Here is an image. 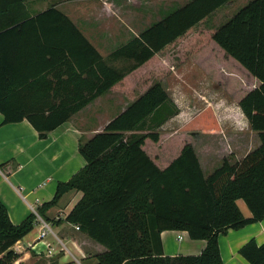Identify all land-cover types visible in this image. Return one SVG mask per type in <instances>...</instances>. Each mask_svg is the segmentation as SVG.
I'll return each instance as SVG.
<instances>
[{
	"label": "trees",
	"instance_id": "trees-1",
	"mask_svg": "<svg viewBox=\"0 0 264 264\" xmlns=\"http://www.w3.org/2000/svg\"><path fill=\"white\" fill-rule=\"evenodd\" d=\"M230 1L187 0L106 56L67 16L47 9L44 14L63 17L69 40L37 49L35 59L44 67L24 78L18 68L0 59V125L26 119L38 137L45 138L97 97L122 88L127 77ZM208 32L212 44L243 75L246 71L260 81L238 101L250 128L258 132L260 145L239 160L224 158L209 174L190 140L176 155L158 162L145 144L159 141V129L179 108L161 81L144 86L101 130L79 140L84 166L59 182L53 198L36 208L47 221L45 212L64 194L81 192L65 220L104 246L93 256L94 264H224L219 234L264 217V0H248L226 23ZM219 127L210 106L185 125L193 136ZM16 166L10 160L1 163L0 170L9 175ZM238 199L244 201L250 217L242 214ZM35 220L32 212L14 224L0 200V264H14L19 253L13 246L33 229ZM164 230L186 231L206 244L196 255H165L160 235ZM238 253L249 264H264V243L249 239Z\"/></svg>",
	"mask_w": 264,
	"mask_h": 264
},
{
	"label": "crops",
	"instance_id": "crops-1",
	"mask_svg": "<svg viewBox=\"0 0 264 264\" xmlns=\"http://www.w3.org/2000/svg\"><path fill=\"white\" fill-rule=\"evenodd\" d=\"M134 2L135 0L131 1V6H134ZM50 8L57 9L67 16L101 54L106 49L110 51L117 43L126 41L129 32L137 34L150 24L142 25L138 32L132 30L125 15L132 13V10L128 3L123 5L122 0L100 3L96 0H0V59L10 67L18 68L15 70L22 78L44 67V63L35 59L37 49H46L49 42L64 43L65 40H69V29L67 25L65 29L63 17L57 13L44 14ZM38 16L41 17L37 18ZM105 20L114 22L113 31L110 30L111 25L109 27L104 23ZM17 21L21 22H18L17 27H13ZM244 72V81L240 84L241 96L236 102L240 122H232L230 125L231 130L241 137V142L236 146L222 147V156H220V148H217V152L214 147H208L207 150L211 152L210 149L213 148L214 153L209 158L212 168L207 173L218 166L224 158H229L231 161L239 160L260 145L258 132L250 128L247 118L238 105L239 99L252 88L258 87L260 81ZM105 94L103 95L106 98L113 94L121 97L114 89ZM103 95L48 132L42 139L26 119L0 125V164L10 160L17 163L16 168L9 175L0 170V200L6 206L10 220L14 224L20 223L30 213H34L42 203L50 201L55 194L57 184L65 182L84 166L85 161L78 152L79 140H83L84 137L89 138L102 128L83 126L84 122L82 123L80 114L102 100ZM127 105L128 101H124L120 109L123 110ZM95 116L97 119L100 117L98 114ZM2 120L3 114L0 112V123ZM199 162L206 173L200 159ZM81 195V192L75 190L67 192L56 205L45 212V217L54 233L62 241L67 242V246L74 251L75 256H79L81 264H83L82 260L87 264H94L93 256L103 252L104 246L93 241L75 229L74 224L65 220ZM237 205L245 217L251 216L242 199L237 200ZM38 233L39 224L35 222L33 229L18 241L24 248L17 251L19 256L14 264L71 262L63 252L47 255L44 245L37 239ZM160 235L163 252L169 256L196 255L206 244L205 240L190 238L186 231L164 230ZM47 239L55 244L52 235H48ZM249 239H254L257 244L264 243V217L237 229L229 228L219 234L218 245L223 263L249 264L238 253L239 248ZM28 243H34V248L27 246Z\"/></svg>",
	"mask_w": 264,
	"mask_h": 264
},
{
	"label": "rangeland",
	"instance_id": "rangeland-1",
	"mask_svg": "<svg viewBox=\"0 0 264 264\" xmlns=\"http://www.w3.org/2000/svg\"><path fill=\"white\" fill-rule=\"evenodd\" d=\"M96 1L100 3L111 0ZM126 1L132 10V13H125L126 21L132 30L138 32L142 25L159 19L165 12L181 6L187 0H135L134 6H131L132 0H122V4L126 5ZM247 2L248 0H231L192 28L185 36L167 46L135 74L127 77L122 88L115 90L121 97L113 94L106 98L103 95L102 100L84 110L80 114L82 123L84 122L83 126L103 128L107 121L122 111L120 108L124 101H128L129 104L141 94L144 86L154 81H161L177 104L179 112L159 129L160 139L157 143L146 142V150L158 162H163L164 157H173L182 144L190 140L202 166L206 169L205 174H209L207 171L212 168L209 158L214 152H212L213 148L209 152L208 147H214L216 151L220 148V156H222V147L236 146L241 142V137L231 130L230 125L232 122H240L236 102L241 96L240 84L244 81V75L239 71L241 69L236 63L212 44L208 31L226 23ZM112 11L114 12V8ZM104 23L109 27L111 25V31L114 30V22L105 20ZM129 33L127 39L133 36ZM111 40L113 43L114 38L112 37ZM121 43L114 45V48ZM107 50L102 53L103 56L108 54ZM207 106L214 111L220 127L218 130H199L195 132L196 136H193L185 125ZM96 114L100 115L98 119ZM83 140L87 138L84 137ZM63 242L67 246V242ZM69 250L74 255V251ZM75 257L79 259V256ZM69 258L71 260L69 264H76L72 256ZM82 263L87 264L83 260Z\"/></svg>",
	"mask_w": 264,
	"mask_h": 264
},
{
	"label": "built area",
	"instance_id": "built-area-1",
	"mask_svg": "<svg viewBox=\"0 0 264 264\" xmlns=\"http://www.w3.org/2000/svg\"><path fill=\"white\" fill-rule=\"evenodd\" d=\"M36 214V220L35 222L39 224V233L37 236V239L44 245V250L47 255H53L56 253H61L66 257L72 256L74 262L76 264H81L80 260L77 259L69 250V248L64 244V242L54 233L50 223L43 219L36 211L34 212ZM75 229L79 230L78 225H74ZM48 235H52L55 239V244L52 243L47 239ZM181 238V236H179ZM27 246L34 248V243H28ZM15 251H19L21 248H24V246L18 242H16L13 246Z\"/></svg>",
	"mask_w": 264,
	"mask_h": 264
}]
</instances>
